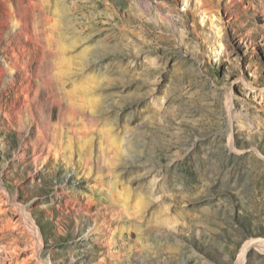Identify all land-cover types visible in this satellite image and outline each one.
<instances>
[{"label":"rangeland","instance_id":"374dc122","mask_svg":"<svg viewBox=\"0 0 264 264\" xmlns=\"http://www.w3.org/2000/svg\"><path fill=\"white\" fill-rule=\"evenodd\" d=\"M0 264H264V0H0Z\"/></svg>","mask_w":264,"mask_h":264}]
</instances>
